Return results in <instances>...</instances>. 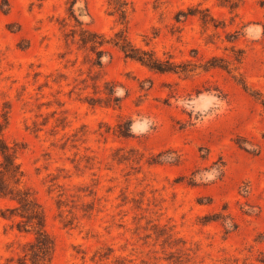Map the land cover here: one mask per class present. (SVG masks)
<instances>
[{
  "label": "rangeland",
  "instance_id": "rangeland-1",
  "mask_svg": "<svg viewBox=\"0 0 264 264\" xmlns=\"http://www.w3.org/2000/svg\"><path fill=\"white\" fill-rule=\"evenodd\" d=\"M124 1L0 0L1 134L23 172L5 178L54 241L32 261L35 227L2 197L0 264H264V0Z\"/></svg>",
  "mask_w": 264,
  "mask_h": 264
},
{
  "label": "trees",
  "instance_id": "trees-1",
  "mask_svg": "<svg viewBox=\"0 0 264 264\" xmlns=\"http://www.w3.org/2000/svg\"><path fill=\"white\" fill-rule=\"evenodd\" d=\"M113 3L116 10L121 15L125 16L126 2L124 0H113ZM104 38V36H101V34L96 31L85 29L80 39L84 45L91 44L92 47L96 48L103 45L105 42ZM108 41L117 45L125 56L136 59L151 69L159 71H179V69L176 68L177 66L169 59H163L157 56L153 51L146 50L134 44L124 31L122 33L121 31H117L115 38ZM1 131L2 127L0 122V152L3 157L0 161V198L10 197L15 199L19 203L18 207L24 210L22 216L28 218V221L35 227V240L31 242L32 261H35V258H43L44 260L46 258L49 259L54 248V241L45 228L42 210L28 190L9 185L5 178V175H8L14 179L16 184H19L23 172L16 160V151L11 150L9 144L4 141ZM27 255L28 253L25 254V256ZM24 263L26 264V257Z\"/></svg>",
  "mask_w": 264,
  "mask_h": 264
},
{
  "label": "clouds",
  "instance_id": "clouds-1",
  "mask_svg": "<svg viewBox=\"0 0 264 264\" xmlns=\"http://www.w3.org/2000/svg\"><path fill=\"white\" fill-rule=\"evenodd\" d=\"M142 130L146 131L147 130L146 126ZM130 131L136 132L137 131L136 125H133L132 128L130 129Z\"/></svg>",
  "mask_w": 264,
  "mask_h": 264
}]
</instances>
